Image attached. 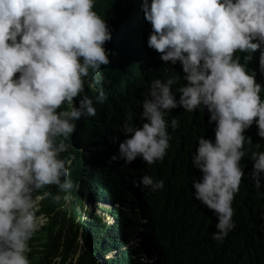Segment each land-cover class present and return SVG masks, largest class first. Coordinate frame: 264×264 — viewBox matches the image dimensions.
Masks as SVG:
<instances>
[{
  "label": "clouds",
  "instance_id": "9594fccd",
  "mask_svg": "<svg viewBox=\"0 0 264 264\" xmlns=\"http://www.w3.org/2000/svg\"><path fill=\"white\" fill-rule=\"evenodd\" d=\"M94 6L95 0H0V264H29L27 241L39 227L33 193L49 185L61 191L74 186L63 179L70 171L59 158L69 145L64 140L57 145V139L76 133L73 121L96 115L93 99L85 94V78L98 76L111 63L106 44L112 31ZM143 11L153 27L147 46L166 64L180 62L187 84L177 100L173 79L155 80L136 127L123 125L126 139L109 162L122 160L136 166L139 175L150 173L170 147L165 112L204 109L210 115L208 130L191 152L190 184L186 187L183 180L182 190H176L181 195L175 201L189 196L194 202L180 215L182 228L194 233V246L223 249L228 262L240 249L264 257V245L254 244L253 234L240 240L237 230L250 214L241 160L245 140H251L244 133L255 122L264 138V100L259 95L264 88L235 59L237 51L252 54L249 61L259 51L264 72V0H144ZM106 99L99 89L95 102ZM65 102L71 110L57 113ZM171 126L176 129L179 122L173 119ZM207 136H215V142ZM252 160L249 178L263 189L264 153ZM133 183L139 190L164 187L149 176ZM122 201L115 207L130 217L128 202ZM111 210L107 206L99 212L106 224L115 221ZM260 229L264 232V221ZM72 232L52 234L53 245L62 244L66 253ZM60 261L56 255L52 264Z\"/></svg>",
  "mask_w": 264,
  "mask_h": 264
},
{
  "label": "trees",
  "instance_id": "16d2710c",
  "mask_svg": "<svg viewBox=\"0 0 264 264\" xmlns=\"http://www.w3.org/2000/svg\"><path fill=\"white\" fill-rule=\"evenodd\" d=\"M143 3L144 0H95L93 10L112 31L113 39L106 44L111 63L102 66L98 76L85 78V94L93 99L96 115H85L79 121H73L77 124L76 133L67 140L57 139V145L61 140L69 145L59 158L68 162L70 176L63 179H70L73 188L61 191L57 186L49 185L33 193V196H43L39 212L49 217L35 238L40 244L47 239L45 246L49 247V255L61 257L58 264H65L67 252L62 244L53 245L52 234L59 235L62 229L77 232H72L73 242L79 233L84 236L79 264H264V257L253 255L249 249L237 250L233 260L228 262L222 257L223 249L194 246V233L189 227L182 228L180 215L194 202L189 196L175 201L181 195L176 190H182L183 180L186 187L190 184L193 173L191 152L198 148L199 139L205 138L208 130L210 115L204 109L188 112L177 107L165 112L170 147L164 159L150 167V173L139 175L136 166L123 165L122 160L109 162L111 156L118 155L119 143L126 139L122 133L123 125L130 123L136 127L139 115L143 113L142 103L149 98L151 84L157 79L165 82L173 79L171 91L177 100L180 89L187 84L180 62L166 64L160 53L147 46L153 27L145 18ZM249 55L252 54L237 51L235 59L245 66L249 75L254 72L257 83L264 88L260 52L254 53L250 61L246 59ZM16 75L18 77L19 73ZM101 88L107 99L96 103ZM259 95L264 100V89ZM75 103L78 107L79 100ZM70 110L71 105L65 102L57 113ZM173 119L179 122L176 129L171 126ZM244 135L251 140H245L242 149L245 156L241 160L250 214L237 227L238 238L248 241L253 234L258 239L251 236L254 244L264 245V232L260 229L264 221V188L257 189L249 178L254 163L252 156L264 153V138L258 135L255 122ZM114 138H117L116 142H113ZM210 140L214 143L215 136ZM144 176L163 181L164 187L156 191L151 187L139 190L133 182H139ZM120 198L128 202L130 217L121 207H115L124 204ZM85 203L90 204L89 209ZM95 205H98V214L93 211ZM107 206L112 207L109 213L115 218L113 224H106L101 213L99 215L100 210H107ZM142 217L147 219V224L141 223ZM140 227L144 230L140 231ZM139 237L143 238L141 242L130 244ZM67 243L71 245L69 241ZM148 251L157 253L156 262L145 259Z\"/></svg>",
  "mask_w": 264,
  "mask_h": 264
},
{
  "label": "rangeland",
  "instance_id": "374dc122",
  "mask_svg": "<svg viewBox=\"0 0 264 264\" xmlns=\"http://www.w3.org/2000/svg\"><path fill=\"white\" fill-rule=\"evenodd\" d=\"M39 201H40V198H38V197L34 198V208H33L34 213L40 207ZM93 211L98 214V205L93 206ZM104 218L106 219V217H104ZM36 220H37V223L39 225V227H38V230H39V228L43 224L46 223L48 218L44 217V216H38V217H36ZM143 222H145V220H143ZM36 232H34V233H36ZM73 233L76 234L77 232H73ZM68 239L69 238H66V242H67ZM43 242H44V240L42 241V243ZM69 242L72 245V247H70L71 245L69 246V244H68L69 253L67 255V261L71 262L72 264H77L79 259H80L81 253H82V248L78 245V243H76L75 241L73 242V238H70ZM27 245H28L29 251L34 252L35 256H37L39 258V261H42L41 264H52L53 258H50V260H49L50 262H47L45 260L44 257L46 255V251L47 250H46V248H44L45 246H42V244H40L36 240V238H34V234L32 235V237H31V239H30V241L28 242ZM152 253L155 254V255L157 254L155 251H152ZM28 256H31V254H28ZM149 260L153 261V259L150 258V257H149Z\"/></svg>",
  "mask_w": 264,
  "mask_h": 264
},
{
  "label": "bare ground",
  "instance_id": "6f19581e",
  "mask_svg": "<svg viewBox=\"0 0 264 264\" xmlns=\"http://www.w3.org/2000/svg\"><path fill=\"white\" fill-rule=\"evenodd\" d=\"M36 197H38V198H40V201H39V204H40V207H39V209L37 210V211H35V216L36 217H38V216H44V217H47L48 218V220H49V217L45 214V213H41V212H39L40 211V209H41V204H42V200H43V196L42 195H34L33 196V198H36ZM129 210V209H128ZM47 220V221H48ZM143 220H145V222H143ZM47 221H46V223H47ZM141 221V223H144V224H147L148 222H147V219H145L144 217H142V219L140 220ZM45 223V224H46ZM45 224H43L40 228H39V230L42 228V227H44V225ZM38 230V231H39ZM139 230L141 231V230H144V227H140L139 228ZM37 231V232H38ZM36 232V233H37ZM36 233H34V238H35V235H36ZM44 240V242L42 243V246H45V244L48 242L47 241V239H43ZM143 240V238L142 237H139V238H137L136 240H134V241H132L130 244H138L139 242H141ZM30 240H28L27 241V244H28V242H29ZM75 242L76 243H78V245L80 244L81 246V248H82V252L84 251V244H85V240H84V236H83V234H81V233H79L78 234V237L76 238V240H75ZM27 247H28V245H27ZM70 247H72V245L70 246ZM44 248H46V255H45V260L47 261V262H50L49 260H50V258H53V257H51L50 255H49V253H48V248L49 247H44ZM68 253H69V249L67 248V255H68ZM28 254H31V256H28ZM81 255H83V254H81ZM25 256H26V258L28 259V261H29V264H41L42 263V261H39V258L37 257V256H35V254H34V252H32V251H27L26 253H25ZM149 257L150 258H152L153 259V261H150L149 260ZM145 259H147L150 263L151 262H156L157 261V259H158V257L155 255V254H153L152 253V251H148V253H146V255H145ZM80 263V259H79V261H78V263L77 264H79ZM69 264H72L71 262H69Z\"/></svg>",
  "mask_w": 264,
  "mask_h": 264
}]
</instances>
